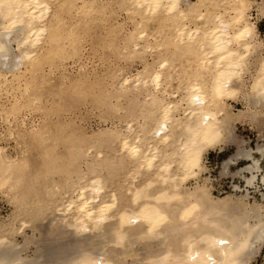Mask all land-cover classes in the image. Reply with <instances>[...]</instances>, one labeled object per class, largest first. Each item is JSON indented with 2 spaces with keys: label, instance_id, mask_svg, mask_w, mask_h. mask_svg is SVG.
Wrapping results in <instances>:
<instances>
[{
  "label": "bare ground",
  "instance_id": "obj_1",
  "mask_svg": "<svg viewBox=\"0 0 264 264\" xmlns=\"http://www.w3.org/2000/svg\"><path fill=\"white\" fill-rule=\"evenodd\" d=\"M254 7L264 17V0H0V115L6 137L23 148L11 156L0 146V192L15 204L0 223V264H251L264 245V206L233 212L199 179L205 155L234 144L223 170L246 159L238 174L248 187L264 186V144L247 147L234 126L251 117L264 141V39ZM124 11L129 18L120 20ZM96 30L105 35L90 45L104 51L107 67L79 65L69 76L67 61L80 63ZM137 58L135 71L118 64ZM77 101H91L113 125L87 134L63 121ZM240 101L248 112L229 103ZM33 111L44 119L28 128ZM33 148L42 161L34 171ZM61 171L65 182L44 188L54 198L66 187L53 221L76 242L56 247L46 236L24 257L17 235L50 209L26 178ZM153 238L162 254L141 257L134 244Z\"/></svg>",
  "mask_w": 264,
  "mask_h": 264
},
{
  "label": "rangeland",
  "instance_id": "obj_2",
  "mask_svg": "<svg viewBox=\"0 0 264 264\" xmlns=\"http://www.w3.org/2000/svg\"><path fill=\"white\" fill-rule=\"evenodd\" d=\"M192 1H195V0H192ZM256 1H261V0H256ZM115 8H117V6H115ZM119 13L121 16V17H119L120 20H125L126 17L129 18L127 16L128 14L125 11L119 12ZM250 13L252 14L251 20L254 22H257L259 34L264 39V17H263V15L258 13L256 7H254ZM129 21H130V23L128 24V27L131 29L132 28L131 19ZM104 35H105L104 31H100V30L93 31L91 36H90V37L93 36V38L89 42L88 41L85 42L83 45L84 50H83V54H82L83 55L82 60L80 61V63H74L73 60H69V62L67 61L68 70L66 72L69 76L79 75L80 74L79 70L81 69V67H83L87 71L94 69L93 68L94 65L97 66L96 69H98V68L100 69L101 67L103 68L102 65L107 67V63L101 60L102 59L101 52H104V51H101V49L98 47L99 45H97V44L95 46L90 45V42L92 40H95V39L98 40V38L100 40H102ZM90 37L88 39H90ZM98 48L100 51L97 53ZM146 58H148L149 61H152L151 57L148 54L146 55ZM114 60H116V62H117V60H119V59H116V57H115ZM181 63H183V64H181ZM187 63H188L187 61L180 62V64L182 66L184 65V67ZM118 64L125 66L127 69L135 71V70L141 69L143 67V60L139 59V58L135 59L134 61H130V62H124V60H120L118 62ZM180 64H178V66H180ZM79 65H82L80 67V69H78ZM187 67L189 69V65H187ZM46 70L48 71V67H46ZM250 70H252V68H250ZM59 73L60 72H56V74L53 75L52 77L56 80L59 79V77H60ZM249 75H247V77H249ZM174 78H175V74H174ZM176 83H178V82L175 80H173L171 82L172 86H176L177 85ZM5 98H6V96H5ZM77 102L78 103L74 102V104L72 106L73 108L70 106L68 108L66 107V109L64 108V112H63L62 118H61L63 121H71V119H74L78 123L77 125L81 126L86 131L87 134H92V132H96L100 129H103L106 126L111 127L113 125L112 122H114L115 119H113V120L110 119L108 122H104V118L101 117L100 110L99 109H93L91 101H87V102H85V104H83V102H81V101H77ZM229 103L234 105L235 109H241V110L245 109V111L247 110V107L244 104L245 101H243V102L240 101L239 103H232V102H229ZM247 112H248V110H247ZM0 116H1V118H0V133L2 132L0 135V146L5 147L7 152L11 156H16L19 153H21L23 148H22L21 144H20V146H18L17 140L15 141L14 138L6 137V136H9L8 132L6 131L9 125L6 122L5 117H3L2 115H0ZM51 118L53 119V122H56L58 117L57 116H51ZM43 119H44V114L42 112L33 111L32 113L27 112V117H26L25 121L27 122V127L30 128L32 125H38L39 123H41ZM260 125H258V123H256L251 117L247 116V119L244 120L243 122L242 121H236L234 123L235 135L238 136V138H240L241 140L245 141L247 143V147H249V148L251 147V148L256 149L258 144H264L263 139L260 138L261 131L258 127ZM235 153H236V147L234 144H229L226 146L217 147V148L209 151L205 155V160H204V165L206 167V170L204 171L203 175L199 179V183L202 185H206L209 188L211 194H213L216 199L224 198V199L229 200V202H232L231 203L232 204L231 211L237 212L239 214H247L248 210L255 207V205H258L259 207L264 206V199H263L264 198L263 197V195H264V188L263 187L264 186L262 184H260V187L257 189L253 188V187H248L247 184L245 183L246 181L244 180V178L241 177L240 174H238L239 169L250 164V162L246 159L237 160L236 164L230 165L229 171H224L225 170L224 169V161L226 159H228L230 156H233ZM33 155L35 157L30 158V160H31L32 170L34 171L37 169V167L38 168L42 167V161L38 156V149L33 148ZM262 168H263L262 169L263 172L261 173V175L264 176V162L263 161H262ZM243 174L246 176H249V173H247V172H245ZM66 176L67 175H65L64 172L61 171V172H57L54 174H48L47 176L41 174L36 179L32 178L30 175L26 178V181L28 180L27 181L28 185H33L38 190V191L34 192L33 194H41L42 196H44L45 202L43 200L42 204L45 207H46V205H49L50 209L45 210L44 215L40 216L39 218H36L34 220V222H31L32 223L31 228L29 227L25 231V234L27 233L26 235L25 234L17 235V238H16L18 241L17 243L20 246L19 249H22V251H20V252L24 257L33 258L34 255L37 253V251L39 249H42L41 247L43 246V244H41L40 241L43 239H44V241H46V236L48 237L47 241H49V239H50L49 242L54 243V245L63 244V246H64L65 243L66 244L72 243V245H73V243L76 242L75 238H73L75 240H73L72 238H69V237H73V235L72 234L69 235L70 233L64 229L66 231L65 232L62 229V227L60 226L61 224H56L55 221L58 219L53 221L56 218V216L59 218L58 215H55L56 213L55 214L52 213L54 207L56 206L58 201L61 200L62 197H65L64 200L67 199V196L65 195V191H67L66 187L64 189H62L54 198L50 197L49 195H47L48 197L46 196V194H48V192L46 193V188H49V189L53 188L52 182L54 180L58 184L65 182ZM44 178H46V179H44ZM259 178L261 180L262 177L260 176ZM68 184H69V181H68ZM196 184H197L196 181H191L189 183V186L191 188H193V186H195ZM234 186H237L238 188H236ZM44 187H46V188H44ZM49 189H47V191ZM245 191H246V193H245ZM5 194L6 193L0 192V223L8 222L11 219L13 212L15 210V204H14L13 200L10 198V196L8 197V194L6 196H4ZM62 194H64V195H62ZM31 199L34 201H37V200H35L33 195L31 197ZM39 205H41V204H39ZM35 206H38V204H35L33 207H35ZM234 208L237 209V211ZM263 209H264V207H263ZM231 214H232V212H231ZM20 219H23V217H20L19 220ZM25 219L27 220L28 217H26ZM16 225H17V227H20L21 226L20 221H18ZM32 225H35V227H32ZM60 229H62L63 231ZM67 233H69V234H67ZM43 237H45V238H43ZM29 239H32L31 243H28ZM70 239H72V240H70ZM88 239L90 241H88ZM84 240H83L84 246H91L92 247L94 245L93 243H90L91 242L90 238H86ZM73 241H75V242H73ZM136 241H135V239H133L132 240L133 244L136 243ZM158 241H159V244H158ZM156 242H157V244H154ZM38 244H40V245H38ZM137 244H139V245H137ZM137 244H134L133 248L135 250L140 251V253H142L141 257H145L147 255H153L154 256V254L155 255L162 254L163 245L161 248V244H163V241L161 239L153 238V239H150L149 241H147V240L146 241L145 240L137 241ZM57 245H56V247H57ZM132 262H133L132 258H128V263L137 264V263H134V262L132 263ZM251 264H264V245L262 246L261 250L257 253V256L252 259Z\"/></svg>",
  "mask_w": 264,
  "mask_h": 264
}]
</instances>
